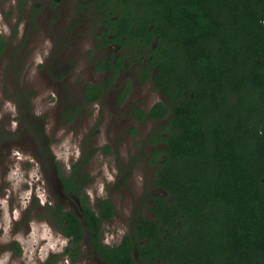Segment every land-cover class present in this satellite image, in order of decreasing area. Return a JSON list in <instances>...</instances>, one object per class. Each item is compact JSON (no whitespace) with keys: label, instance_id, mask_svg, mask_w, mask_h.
Returning a JSON list of instances; mask_svg holds the SVG:
<instances>
[{"label":"trees","instance_id":"obj_1","mask_svg":"<svg viewBox=\"0 0 264 264\" xmlns=\"http://www.w3.org/2000/svg\"><path fill=\"white\" fill-rule=\"evenodd\" d=\"M91 9L101 27L96 48L121 50L96 58L95 70L117 76L131 57L140 64L137 79L162 96L149 110L131 108L133 119L157 122L142 141L152 146L155 190L144 204L149 215L134 212L119 243L105 244L101 224L114 204L101 198L93 208L82 194L93 152H83L67 175L54 162L76 207L47 205L69 238L65 254L76 256L88 237L108 264H264V0H78L75 17ZM6 46L0 35V55ZM114 76L86 83L65 118L101 99ZM128 92L126 85L117 103Z\"/></svg>","mask_w":264,"mask_h":264},{"label":"rangeland","instance_id":"obj_2","mask_svg":"<svg viewBox=\"0 0 264 264\" xmlns=\"http://www.w3.org/2000/svg\"><path fill=\"white\" fill-rule=\"evenodd\" d=\"M77 1L0 0V35L7 42L0 55V264H41L50 254L57 255L55 264H108L88 237L76 256L65 254L69 238L48 214L54 204L76 211L54 162L67 175L85 151L93 154L83 168L91 181L82 194L93 208L101 198L115 207L101 224V241L119 243L134 212L149 215L144 204L154 194L157 166L148 163L152 146L142 141L157 122L134 120L131 108L149 109L162 96L152 82H139L140 64L127 58L101 99L65 118L64 108L81 102L86 83L112 76L95 70V59L121 53L116 46L96 48L102 38L94 37L101 28L92 20L94 9L75 17Z\"/></svg>","mask_w":264,"mask_h":264},{"label":"flooded vegetation","instance_id":"obj_3","mask_svg":"<svg viewBox=\"0 0 264 264\" xmlns=\"http://www.w3.org/2000/svg\"><path fill=\"white\" fill-rule=\"evenodd\" d=\"M102 41V40H101ZM105 47H108V46H101L100 47V49H103V48H105ZM118 54V53H117ZM116 54V55H117ZM105 58H110V55L109 56H107V57H101V59H105ZM127 59V58H126ZM129 60H132V58L130 57L129 58ZM60 64V63H59ZM61 65H62V63H61ZM126 65V64H125ZM58 67L59 68H61L59 65H58ZM100 72V71H99ZM102 72H104V73H109L110 75H112V76H114V72L113 71H109V72H107L106 70H102ZM118 75V74H117ZM111 76V77H112ZM140 82V81H139ZM147 82H151V81H147ZM147 82H145V83H147ZM141 84H144V83H142V82H140ZM159 92V91H158ZM106 93V91L104 92V94ZM120 93V92H119ZM126 97V96H125ZM124 97V98H125ZM123 101V100H122ZM140 107H143V106H140ZM144 108V107H143ZM147 110H149V109H147ZM133 110H131V116L133 115ZM135 120V119H134ZM148 120H151V119H148ZM138 121V120H137ZM140 123H141V121H139ZM70 169H71V167H70ZM61 188H62V186H61ZM61 191H62V189H61ZM62 193H64L63 191H62ZM70 194V193H69ZM70 195H72V194H70ZM73 197H74V195H72ZM158 262H165V261H156L154 264H156V263H158ZM167 263V262H166ZM168 264V263H167Z\"/></svg>","mask_w":264,"mask_h":264}]
</instances>
